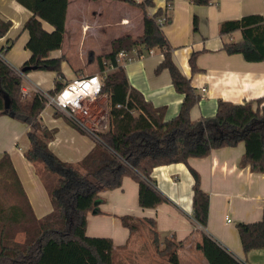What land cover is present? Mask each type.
<instances>
[{"label":"trees","instance_id":"obj_1","mask_svg":"<svg viewBox=\"0 0 264 264\" xmlns=\"http://www.w3.org/2000/svg\"><path fill=\"white\" fill-rule=\"evenodd\" d=\"M123 1L142 9L144 31L139 36L123 34L115 38L111 50L98 56L103 81L100 93L107 95L108 128L96 133V146L78 162L62 160L51 150L50 142L56 136V129H50L42 121L46 99L37 91L27 93L22 77L0 56V113L14 115L29 126L30 144L24 155L34 165L53 207L44 216L35 214L12 158L4 151L0 156V264H120L115 258L113 239L88 235L86 228L88 214L97 209L96 201L101 193L122 186L125 176L139 182V204L156 207L168 200L152 177L154 168L160 165L188 163L192 157H206L216 148L235 146L243 141L245 152L241 165H249L254 172H264V105L261 100L258 99L257 104L220 100L214 115L193 119L191 110L201 94L173 59L170 42L157 22L165 15L164 10L160 7L150 15L147 9L155 5V0ZM213 1L191 0L197 5H209ZM18 2L32 12L23 27L29 33L26 48L31 55L20 68L26 67L25 72L55 71V86L48 90L55 94L70 81L62 70L63 57L50 54L63 45L69 0ZM170 20L167 17L166 23ZM43 21L50 23L53 29L45 28ZM11 26L10 19L0 17V38ZM198 27L199 18L194 15L193 29L198 30ZM237 30L242 32V39L226 42V52L241 53L251 62L264 61V16L251 13L221 24L223 34ZM13 42L9 39L5 48L11 47ZM153 48L164 54L157 71L168 69L176 90L184 95L179 113L169 120L165 118L166 106L154 105L132 86L125 67L117 62L121 50L136 49L141 57ZM197 57L196 51L190 56L192 72L199 70ZM105 60L117 65L106 74L103 73ZM6 96L10 98L9 108L5 107ZM55 114L60 112L56 110ZM190 170L194 177V217L206 227L210 195L201 186L200 173L193 168ZM120 219L131 232L148 225L157 252L168 262L179 264L180 242L173 238L161 240L154 218L123 215ZM237 228L245 251L264 248V208L260 220L240 222ZM197 246L210 264H242L206 233Z\"/></svg>","mask_w":264,"mask_h":264},{"label":"crops","instance_id":"obj_2","mask_svg":"<svg viewBox=\"0 0 264 264\" xmlns=\"http://www.w3.org/2000/svg\"><path fill=\"white\" fill-rule=\"evenodd\" d=\"M115 5H119L120 14L119 19L112 21L103 15L108 7L113 8ZM160 7L171 18L162 28L172 47L173 59L201 94V99L191 110L193 119L214 115L220 100L234 103L253 101L257 104L260 99L261 105H264V61L251 62L241 53L229 54L224 49V44L241 40L242 32L237 30L229 34L221 33V24L225 20L237 19L251 13L264 16V0H214L209 5L193 4L191 0H155V5L148 7V13L153 15ZM31 15L32 12L18 0H0V17L12 21L8 33L0 38V55L13 67H21L31 55V51L26 48L29 33L26 35L23 28ZM194 15L199 18L198 30L193 29ZM43 24L51 30L52 27L46 21ZM18 30L25 36L20 44L15 41L19 35L16 34ZM143 31V11L134 4L123 0H69L63 45L50 54L53 57H63V65L68 58L65 51L66 35L71 41L78 39L83 51L80 56L84 59L83 62L74 64L68 58L71 65L69 73L75 71L74 78L95 75L99 73V70L95 71L98 56L111 50V43L115 38L123 34L139 36ZM101 37L105 41L98 43L97 40ZM9 39L14 42L6 49ZM87 41L98 44L87 46ZM195 51L198 52L199 70L192 72L190 56ZM4 52H7L9 59L4 57ZM163 58L161 50L153 48L152 52L126 61L124 67L132 86L139 89L154 105L166 106L165 118L169 120L179 113L184 95L176 90L168 69L157 71ZM63 73L66 79L72 80L67 72ZM56 77L57 73L50 70L26 72L23 80L25 91L33 92L36 87L48 91L54 88ZM29 80L31 83H28ZM49 80H53L54 84H49ZM99 97H104L106 104L102 120L104 122L99 129L104 131L108 128L107 95L100 94L94 99L91 109ZM45 109L42 112V121ZM55 112L56 109H53V120L47 116L44 119L49 126L43 122L50 129H56L50 148L62 160L78 162L96 146L97 140L91 134L80 130L62 112L58 115ZM3 118V122L10 124V128L15 131L14 140L18 144L16 124L17 120H21L0 113V120ZM21 122L28 133L29 126ZM4 151L12 158L35 214L41 217L50 212L53 208L50 196L34 165L29 161L33 166L30 168L22 155L11 148ZM244 152L245 143L242 141L235 146L216 148L206 157H192L188 163L178 162L155 167L152 172L153 180L168 198L156 207H142L138 200L139 182L125 176L122 186L101 193L100 199L96 201L97 209L88 214L87 234L111 237L115 254L120 251L118 253L124 252L125 255L130 250L143 248L139 236L145 230L149 234L150 229L145 225L142 229L131 232L122 224L120 217H149L156 220L160 238H173L180 242L177 249L179 264H210L197 246L204 233L242 264H264V248L245 251L237 228L240 222L260 220L264 208V172H254L249 165L242 166L240 161ZM25 166L29 168L26 172ZM191 168L200 173L201 186L210 195L206 227L200 225L194 217V177ZM32 193L42 197V202L36 204ZM46 193L51 204L46 202ZM147 260V257L142 256L137 262L147 264Z\"/></svg>","mask_w":264,"mask_h":264},{"label":"rangeland","instance_id":"obj_3","mask_svg":"<svg viewBox=\"0 0 264 264\" xmlns=\"http://www.w3.org/2000/svg\"><path fill=\"white\" fill-rule=\"evenodd\" d=\"M119 14H120V7H119V5H115L113 8L111 6L108 7L107 10L105 11V14L103 16H106L108 19H110L112 21H115V20L119 19ZM48 24L50 25V27H52L50 29H53V26L50 23H48ZM48 24H46V25H48ZM25 31H26L25 32L26 35H28L27 30H25ZM20 32H21V30L20 31L18 30L16 32V34H19L18 37L15 40L18 44H20L22 42V39L25 37V36L21 35ZM65 40H66L65 44H66V49H67V50L65 49V51L68 53L67 56L71 60V63L76 64V63L83 62L84 58L82 56H80L81 54H83V51H82V47L80 45L79 40L76 39L75 41H71V38H68L67 35H66V39ZM101 41H105V39L101 37V38H99L97 40L98 43L101 42ZM70 43L73 44V45H70ZM98 43H94V42H90L89 43V41H87V46L89 44H98ZM3 55H4V57L6 59H9L7 52H4ZM86 57H87V55H86ZM68 58L64 60V63L62 65V67H63L62 69H63V71L67 72V76L69 78L74 79L73 76L76 75V72L75 71H71L69 73V69L71 68V65L69 63ZM98 70H99V66L97 64V68H96L95 71H98ZM47 78H48V76H47ZM31 80H29L28 83H31ZM48 82L51 85L54 84L53 80L52 81L49 80ZM26 86H28V85H26ZM43 88H46V87L43 86ZM105 107H106V104L104 102V97H99L95 101V103L92 105L90 116L88 118H86L87 124L90 127L92 126L91 128L94 129L96 132H99L100 131L99 129L103 125L102 122H104V121H102V120H103V116H104L103 114H104ZM53 109H55V107L53 105H48L46 107V109L44 111V114H45L44 117L45 118L43 117V122L44 123L48 124L47 121H45L46 120V116H47V118H49V119L51 118L53 120V117H54L53 113H52ZM3 120H4V118L0 120V154L4 151V149L11 148L17 154L22 155L24 161L27 163V165L30 168L33 167L30 164L29 160L24 155V151L28 148V145L30 144V140H29V136H28V133H27V129H24V127L22 126L23 123L21 121L17 120V124L16 125H17L18 128H17L16 131L19 134V143L17 144L16 141L14 140L15 131H13V129L10 128V124H7L5 122L7 124L6 125L3 122ZM48 126H49V124H48ZM20 147L22 149H20ZM19 166L22 167L21 165H19ZM26 169L29 170V168L27 166H25V172H26ZM32 196H33L36 204L39 201L42 202V197H40L38 194L32 193ZM45 199H46V202L48 204H51L49 196L47 195V193L45 195ZM140 229H142V227ZM139 238H140V243H143V248L141 250H130L129 252H125V255L123 254L124 252H122V253H118L120 251L116 252L115 258H116V260L119 261L120 264H139V262H137V261L142 256H145V258L147 257V259H148L147 261L150 262L151 264H159L161 262L168 264L167 258L165 256L160 255L157 252V249H156V247L154 246V244L152 242L153 234H152L151 231H150L149 234H147V232L145 230L144 232H142V234L139 236ZM168 239H171V238H167L166 240H168ZM161 240H165V238H161ZM163 245L164 244L160 245V247L163 248L164 247ZM148 262H147V264H148Z\"/></svg>","mask_w":264,"mask_h":264},{"label":"built area","instance_id":"obj_4","mask_svg":"<svg viewBox=\"0 0 264 264\" xmlns=\"http://www.w3.org/2000/svg\"><path fill=\"white\" fill-rule=\"evenodd\" d=\"M134 1L141 2L143 0ZM166 20L167 17L165 15L159 17L157 22L163 26L166 23ZM152 51L153 49L149 50V52ZM135 56H138L136 49H133L130 52L121 50L117 62L119 65L124 66L126 61L133 59ZM7 64L12 67L23 80L25 79V72H23L20 67H13L9 63ZM104 65V74L113 70L117 66L114 62L107 60L104 61ZM102 85V77L101 74L98 73L90 76L76 77L67 82V84L55 94L40 87H36L35 91L39 92L46 99L47 106L53 105L56 110L66 115L74 125L91 134L97 140V132L87 124L86 118L91 114L92 101L101 94L100 91ZM118 106H121V104H118ZM228 221H231V219L228 218Z\"/></svg>","mask_w":264,"mask_h":264},{"label":"water","instance_id":"obj_5","mask_svg":"<svg viewBox=\"0 0 264 264\" xmlns=\"http://www.w3.org/2000/svg\"><path fill=\"white\" fill-rule=\"evenodd\" d=\"M35 69V68H34ZM27 70V68H23L22 71L25 72ZM26 73V72H25ZM5 107L9 108L10 107V98L8 96L5 97ZM14 116V115H12Z\"/></svg>","mask_w":264,"mask_h":264}]
</instances>
